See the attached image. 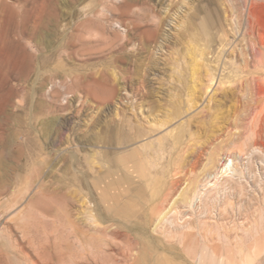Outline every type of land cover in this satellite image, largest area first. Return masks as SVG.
Wrapping results in <instances>:
<instances>
[{"label":"rangeland","instance_id":"rangeland-1","mask_svg":"<svg viewBox=\"0 0 264 264\" xmlns=\"http://www.w3.org/2000/svg\"><path fill=\"white\" fill-rule=\"evenodd\" d=\"M75 1L0 0V264H264V0Z\"/></svg>","mask_w":264,"mask_h":264},{"label":"bare ground","instance_id":"bare-ground-1","mask_svg":"<svg viewBox=\"0 0 264 264\" xmlns=\"http://www.w3.org/2000/svg\"><path fill=\"white\" fill-rule=\"evenodd\" d=\"M76 3H81V2H83L82 0H76L75 1ZM115 9L116 8H114L113 6H109V8H108V13L109 14H111V15H114L115 14ZM82 12L80 11H78V12H74L73 13V18H74V20H75V25H74V30H73V33H72V35H71V42H70V45H71V47L73 48V49H76V51H77V53H79L81 50H82V47H83V45H84V43L83 42H80L81 41V39H82V37H81V35H80V32H82L83 30H85V29H87L88 28V26L90 25V22H91V19H89V18H84V20H81L82 18H81V15L83 14H81ZM244 16V15H243ZM81 18V19H80ZM249 20V19H248ZM246 26V25H245ZM250 29V28H249ZM240 31V30H239ZM250 33V32H249ZM259 35V34H258ZM238 36V35H237ZM247 36V35H246ZM81 37V38H80ZM79 42L81 43V44H79ZM128 42V41H127ZM260 45V44H259ZM251 48V47H250ZM201 53V52H200ZM258 56V55H257ZM244 57V56H243ZM247 64V63H246ZM252 64V63H251ZM262 65V64H261ZM73 73H75V75H73V76H76V78L78 79V78H80V77H77V72H76V69L74 68V71H73ZM108 72H103V74H102V76H101V80H95V84L98 86V87H100V88H102V90L103 91H111L112 93L114 92H116V88H108L107 86H106V82H108L109 80H110V75L109 74H107ZM211 78V77H210ZM251 78V77H250ZM81 79V78H80ZM262 82V81H261ZM143 84V83H142ZM64 85V84H63ZM108 85V84H107ZM247 86V85H246ZM252 86V85H251ZM144 87L143 86H141V90H142V92H143V89ZM124 90L126 91V93H127V90L124 88ZM257 90V89H256ZM221 147V146H220ZM213 154V153H212ZM218 154V153H217ZM239 154H237V153H231V154H229L228 153V155H226V157L227 158H229V157H233V158H237V156H238ZM212 157H213V155H212ZM215 157V156H214ZM214 157H213V160H214ZM200 158H202V157H200ZM199 158V159H200ZM217 158V157H216ZM214 161H216V159L214 160ZM196 162V161H195ZM185 166V165H184ZM197 166H198V162H196V164L194 165V167H192V170H190V171H196V168H197ZM219 166V165H218ZM199 169V168H198ZM218 169V168H217ZM188 171V170H187ZM197 172V171H196ZM187 173H189V171L187 172ZM190 173H192V172H190ZM185 174H186V171H185ZM185 174H183V175H185ZM217 174H218V172H215L214 174H207L206 176L204 175V177L205 178H203V180L202 181H198V182H202L201 184H198L196 187H194V189L193 188H191V189H189V190H185V192L181 195V201H182V203L184 204V208H186L187 209V211H190V212H192L194 209H195V207L198 205V203L199 202H201V191L205 188V187H208L209 185H211V183H212V180L213 179H215L216 177H217ZM187 175L188 174H186L185 175V177H187ZM191 175V174H190ZM189 177V176H188ZM192 177V176H191ZM186 180V179H185ZM189 180V179H188ZM187 180V181H188ZM190 181V180H189ZM176 183H177V181H176ZM177 184H179L180 185V183L178 182ZM176 185V184H175ZM174 185V186H175ZM184 185V184H183ZM191 186V185H190ZM180 187V186H179ZM176 190V189H175ZM207 207V206H206ZM198 209V208H197ZM183 210V209H182ZM204 210V209H203ZM186 213V212H185ZM187 214V213H186ZM185 214V215H186ZM194 214V213H193ZM188 215V214H187ZM221 216V215H220ZM186 219V218H185ZM10 222V221H9ZM16 222V221H15ZM21 222V221H20ZM18 223V222H17ZM24 231V230H23ZM18 240V239H17ZM16 243V242H15ZM17 244V243H16ZM17 245H19V242H18V244ZM23 245V244H22ZM19 246H21V244L19 245ZM1 248V247H0ZM23 247H21V249H22ZM7 251V250H6ZM17 251H19L18 249H17ZM1 252V251H0ZM24 252V251H23ZM9 253V252H8ZM7 253V254H8ZM16 253H18V252H16ZM2 254V253H1ZM20 255V254H19ZM18 255V256H19ZM21 255H23V253L21 254ZM8 257V256H7ZM20 257H22V256H20ZM25 257V256H24ZM16 258V257H15ZM18 258V257H17ZM15 261V260H14ZM12 263H13V260H12ZM22 264V263H21ZM42 264H44V262L42 263Z\"/></svg>","mask_w":264,"mask_h":264}]
</instances>
